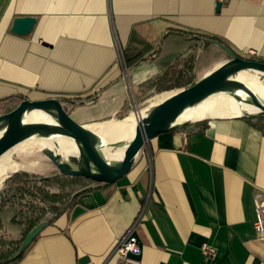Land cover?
I'll list each match as a JSON object with an SVG mask.
<instances>
[{
  "label": "crops",
  "instance_id": "1",
  "mask_svg": "<svg viewBox=\"0 0 264 264\" xmlns=\"http://www.w3.org/2000/svg\"><path fill=\"white\" fill-rule=\"evenodd\" d=\"M28 15L33 29L14 33V18ZM201 35L264 60V0H0V114L24 97H60L83 124L130 114L129 87L138 98ZM117 41L126 57L147 52L127 77ZM194 43L196 80L200 48L219 56L202 75L229 57L214 42ZM206 117L149 140L150 159L141 152L124 177L81 193L15 264H114L117 240L139 215L141 264H264L254 226L264 133L236 113L198 119ZM206 242L216 249L208 259Z\"/></svg>",
  "mask_w": 264,
  "mask_h": 264
},
{
  "label": "water",
  "instance_id": "2",
  "mask_svg": "<svg viewBox=\"0 0 264 264\" xmlns=\"http://www.w3.org/2000/svg\"><path fill=\"white\" fill-rule=\"evenodd\" d=\"M217 6H220V2ZM36 20V17L30 15L15 17L11 30L17 34H28ZM213 42L227 52L228 59L215 65L193 84L170 91V95L149 107L131 138L107 140L105 136L89 127V124L79 122L60 97L40 99L24 97L15 108L0 114V156L16 144L32 137L51 134L67 136L75 142L76 151L73 153L60 151L57 146H46L41 149V153L57 168L55 173L43 178L49 179L60 175L84 176L96 183L83 189L85 192L101 184H113L130 172L146 141L161 133L197 122L181 121L179 117L187 108L212 94L227 92L238 100L259 108L258 111L239 115L241 117L264 116V99L246 83L237 79L238 73L244 70L256 71L264 78V62L240 55L219 40H213ZM240 91H245L247 96L243 97ZM33 110L45 111L53 117V121L26 120L25 116ZM121 148H124V153L120 159H115L106 153V149L115 151ZM48 224L49 221L44 220L26 235L17 256L25 252L32 240Z\"/></svg>",
  "mask_w": 264,
  "mask_h": 264
},
{
  "label": "trees",
  "instance_id": "3",
  "mask_svg": "<svg viewBox=\"0 0 264 264\" xmlns=\"http://www.w3.org/2000/svg\"><path fill=\"white\" fill-rule=\"evenodd\" d=\"M201 36L189 38L190 49L187 54L179 53L162 75L142 87L141 96L152 89L160 93L193 84L196 81L194 66L197 52L194 41L196 39H202L205 42L218 40L206 35ZM146 54V51L137 52L133 57H127L128 63L133 64L142 60L146 58ZM261 61L264 62V60ZM128 115L129 113L126 112L115 118L122 119ZM243 117L251 120L264 133V116ZM207 122L208 119H204L195 123L202 126ZM28 147L30 146L22 148ZM92 184L96 183L84 176L60 175L45 179L29 168L10 173L0 188V264H15L23 258L28 248L38 239L43 230L32 240L25 252L17 256L26 235L44 220H48L49 224L53 223L63 213L71 209L77 203L78 196L84 193L83 189ZM104 185L109 184H101L88 191ZM7 212H11L9 220L5 217Z\"/></svg>",
  "mask_w": 264,
  "mask_h": 264
},
{
  "label": "bare ground",
  "instance_id": "4",
  "mask_svg": "<svg viewBox=\"0 0 264 264\" xmlns=\"http://www.w3.org/2000/svg\"><path fill=\"white\" fill-rule=\"evenodd\" d=\"M253 72L260 75V73L256 71L244 70L238 73L237 79L246 83L250 87V89H252L257 95H259L264 99V82L259 80L256 74ZM240 93L243 97L247 96V93L245 91H240ZM170 94L171 92L157 94L156 96L150 99L151 101L150 105H148L146 108L142 110L136 111L133 114L131 113V116L129 115L122 119H110L106 121L93 122L89 124V127L99 132L101 135L105 136L107 140L110 141H116L122 139L125 133L127 132L129 133L127 138H131L134 135L135 129L139 124V121L142 119V117L147 112L149 107L158 103L159 101H161ZM209 97H219V98L203 100L187 108L181 114L179 120L199 121L201 119H197L193 117L192 118L185 117V114L188 111H198L202 109H211L212 110L211 116H226V115L235 114L236 112L233 109V107L235 106L239 110L238 115H243L245 112H254L259 110V108H257L256 106L249 104L245 101H240L236 97H234L233 95L227 92H218L212 94ZM25 118L26 120H30V121H53V117H51L48 113L42 110H33L29 112L25 116ZM206 118H211V117H206ZM36 143H40L39 145H37L38 150H41L43 147L46 146H50V147L57 146L60 151H63L65 153H71V152L73 153L74 151H76V145L74 140L64 135L51 134L50 136L45 135L42 137H32L23 140L22 142L16 144L15 146H13L12 148L7 150L0 156V187L2 186V183L5 180V177L9 175L10 171L13 172L23 168L30 167V164L28 162H20V163L17 162L14 159V156L17 154L14 155V153L12 154L11 151L14 148L24 147L27 145L32 146L35 145ZM106 153H108L111 157H114L115 159H120L123 156L124 148L117 149L115 151L112 150L110 151L109 149H106Z\"/></svg>",
  "mask_w": 264,
  "mask_h": 264
},
{
  "label": "built area",
  "instance_id": "5",
  "mask_svg": "<svg viewBox=\"0 0 264 264\" xmlns=\"http://www.w3.org/2000/svg\"><path fill=\"white\" fill-rule=\"evenodd\" d=\"M248 53L253 55L254 51L251 50L248 51ZM116 62L121 67L123 75L127 77L129 75L130 67L126 57L125 47L119 41L116 43ZM129 88L132 104L133 102L137 103V97L135 96L133 88L131 86ZM136 111H139V109ZM141 152L148 159L151 158L149 141L145 142ZM254 204L256 209V219L254 222L255 230L260 237L264 238V190H256ZM139 219L140 215L135 218L127 232L117 240L112 252L114 264H141L139 258L141 247L137 236L133 233ZM201 250L204 257L207 259L216 255V249L208 242L202 244Z\"/></svg>",
  "mask_w": 264,
  "mask_h": 264
},
{
  "label": "rangeland",
  "instance_id": "6",
  "mask_svg": "<svg viewBox=\"0 0 264 264\" xmlns=\"http://www.w3.org/2000/svg\"><path fill=\"white\" fill-rule=\"evenodd\" d=\"M198 55L199 56L197 58V69H196L197 70V74H198L197 75V80L200 79L203 76L202 73L209 67L210 62H214L219 57L214 51L208 50V49H201V48L199 49ZM253 73H255V72H253ZM255 74H256V76L258 77L259 80L264 82V78L263 77H261L257 73H255ZM176 89H178V88H174V89H171V90H166V91H163V92H160V93H157V92H155L153 90V91H150V92H148V93H146V94H144L142 96H141V94L139 95V93H137V96H138L137 103L133 102V104H131L132 106L130 107V112L133 114L138 109L142 110V109L146 108L148 105H150V102H151L150 99L153 98L154 96H156L157 94L170 92V91H173V90H176ZM213 98H219V97H208L205 100H210V99H213ZM233 109L236 112V114H239V110L237 109L236 106L233 107ZM131 113L129 114L130 116H131ZM211 113H212L211 109H202V110H198V111H188L185 114V117H191V118L193 117V118H197L198 119L199 117H205V116L211 115ZM114 119H117V118H114ZM128 134H129L128 132L125 133L123 138H127ZM39 144L40 143H36L35 145H32V146L28 145V146H30L28 148H22V147L14 148L11 152H12V154L14 153V155L17 154V155L14 156V159L17 162H19V163L20 162H28L30 164L29 169L34 171V172H36V173H38V175L46 176V175L53 174V172L57 168L55 167L54 164H52V162L47 157H45L41 153V150H38V146L37 145H39ZM4 181L2 183V186L4 184ZM10 215H11V212H7L5 214V217H6L7 220H9Z\"/></svg>",
  "mask_w": 264,
  "mask_h": 264
}]
</instances>
